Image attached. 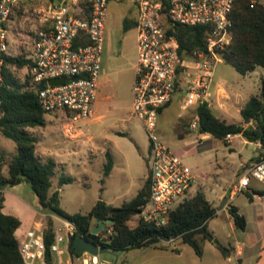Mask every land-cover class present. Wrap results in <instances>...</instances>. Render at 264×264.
Masks as SVG:
<instances>
[{
	"label": "built area",
	"instance_id": "built-area-1",
	"mask_svg": "<svg viewBox=\"0 0 264 264\" xmlns=\"http://www.w3.org/2000/svg\"><path fill=\"white\" fill-rule=\"evenodd\" d=\"M110 1L121 0H89L88 4L81 0H0V88L8 67L6 57L16 56L9 51L6 24L15 12L25 13L30 6L36 27L30 40L23 41L16 51L27 60L23 66L30 81L27 88L38 95L46 113L68 114L70 129L79 120L94 117ZM241 1L251 8L264 4L263 0H136L137 49L130 116L138 118L149 133L150 194L134 216V227L140 222L167 225L172 212L190 197L197 183L184 156L157 134L160 111L180 92L187 96L184 109L209 103L214 66L221 60L217 50L232 41L231 15ZM177 24L209 26L208 52L195 50L190 57L182 56L179 39L172 31ZM58 78L63 82L49 83ZM194 118L190 129L199 130V115L195 113ZM243 137L229 133L225 140L251 143ZM252 144L264 152L263 141ZM240 168L242 174L232 184L231 198L244 190L253 192V180L264 186V159L250 164L241 161ZM47 219L19 239L21 264H110L101 255L72 252L71 243L79 234L74 222L56 215ZM113 232L110 221L96 235L104 242Z\"/></svg>",
	"mask_w": 264,
	"mask_h": 264
},
{
	"label": "rangeland",
	"instance_id": "rangeland-1",
	"mask_svg": "<svg viewBox=\"0 0 264 264\" xmlns=\"http://www.w3.org/2000/svg\"><path fill=\"white\" fill-rule=\"evenodd\" d=\"M28 8L25 13L15 12L6 24L12 55H18L17 48L23 41L30 40V32L36 27ZM128 11L136 14V6L131 0L111 1L108 5L107 40L102 52L101 71H106V87L99 88L94 117L81 119L70 129L72 121L65 114L63 123L68 124L69 132L77 127L82 134L76 139L63 135L62 116L58 114L63 111L47 113L45 126L28 127L30 133L45 146L53 141L60 142L55 147L58 166L52 180L53 187L60 190L63 209L70 213L88 214L99 199L120 206L136 197L148 179L149 133L138 118L130 116L137 30L135 24L128 30L123 27ZM10 71L21 83L29 77L25 67L11 65ZM263 78L262 66L243 75L223 59L218 61L214 66L209 98L213 113L228 123L249 125L244 123L241 109L251 96L261 94ZM186 102V93L180 92L175 96L160 115L157 134L184 156L196 175L197 183L192 187L189 198L201 191L216 207L217 213L208 224L214 239L211 241L197 236L203 249L202 256L182 238H177L151 246L111 250L101 254V258L107 259L110 264H264V231L263 227L257 230L254 217V213L264 215V197L252 203V190H244L234 198L230 197L232 184L238 181L240 161L249 162L262 149L252 142L223 141L190 129V124L195 122L197 106L184 109ZM180 133L184 134L183 138H180ZM104 141L106 150H110L114 158V167L108 175L105 173V154H98L95 158L93 152V146L102 145ZM0 150L10 159L16 153L17 146L12 139L0 134ZM5 171L7 173V167ZM62 176H70L73 180L60 187ZM251 188L263 189L264 186L253 180ZM30 191L36 197L31 188ZM224 197H229V200L224 209H219ZM231 204L238 207L239 212L249 220L246 229L236 227L230 220L228 210ZM51 215L42 212L40 217L45 220ZM134 222L135 218H132L129 226L134 227ZM106 224L109 225L110 221H106ZM248 236L254 238V242L251 240V246L246 242L242 245L244 252L241 261L235 254L230 259L226 258L217 246V242L224 246H235L236 240Z\"/></svg>",
	"mask_w": 264,
	"mask_h": 264
},
{
	"label": "trees",
	"instance_id": "trees-1",
	"mask_svg": "<svg viewBox=\"0 0 264 264\" xmlns=\"http://www.w3.org/2000/svg\"><path fill=\"white\" fill-rule=\"evenodd\" d=\"M89 0H84L88 4ZM233 26L232 41L224 48L218 49L217 54L239 73L246 75L258 66L264 68V4L254 8L241 1L232 12ZM134 24L126 18L124 29L128 30ZM180 42V53L184 57L192 56L195 50L208 52L207 25L177 24L172 30ZM5 80L0 88V134L12 139L17 146L16 153L7 159L0 150V264H21L19 240L16 231L21 225L18 217L3 211L5 202V188L26 182L38 199V208L41 212L64 217L74 222L78 233L87 239L108 246L111 250H129L141 246L155 245L161 241H170L182 238L190 244L199 256L203 249L197 239L213 240V233L208 228L217 209L206 195L199 191L193 197L185 199L171 214L167 225L157 227L151 223L140 222L137 226H129V221L137 215L141 207L147 202L150 194V182L146 180L142 189L132 200L120 206L108 204L99 199L88 214L80 212L70 213L60 205V191L51 192L52 177L55 174L56 163L49 159L42 161L36 154L38 138L31 134L28 127L45 126L46 112L42 109L38 95L29 90V77L24 83L19 82L11 73L10 66L23 67L27 60L20 56H7ZM167 104L161 109L170 106ZM196 113L200 118L199 131L211 134L213 137L225 141L229 133H241L250 142L261 140L264 142V78L260 95H253L241 109L242 123H228L217 117L208 102L199 103ZM184 134L180 133V138ZM264 159V152L251 158L248 164ZM105 173L108 175L114 167V158L110 150H106ZM8 166V174L3 169ZM242 172L239 173V177ZM72 177L62 176L60 187L72 182ZM253 193L264 196L263 189H253ZM252 193V194H253ZM252 198V195H251ZM229 213L238 228H246V218L240 214L238 207L230 205ZM111 221L114 232L106 241L93 234L94 220ZM105 231V229L103 230ZM225 257L232 254L233 248L217 242ZM71 250L74 252L73 242Z\"/></svg>",
	"mask_w": 264,
	"mask_h": 264
},
{
	"label": "crops",
	"instance_id": "crops-1",
	"mask_svg": "<svg viewBox=\"0 0 264 264\" xmlns=\"http://www.w3.org/2000/svg\"><path fill=\"white\" fill-rule=\"evenodd\" d=\"M81 1H84V0H81ZM121 1H123V0H121ZM121 1H117V2H121ZM131 1L136 6V14H133V12L128 11V13L126 14L125 20H126V18H128L130 20H133L134 24H135V17H136V15L138 13V6H137L136 0H131ZM106 30H107V24H106ZM106 40H107V37L105 39V42H106ZM136 49H137V37H136ZM102 63H103V59H102ZM101 75H100V78H102V80L99 78V88H105L106 87V71L102 72ZM247 101H246V103H247ZM58 114H60L62 116V118H60V122L62 124L63 135L64 136L66 135V136H69L71 139H76L77 137H79L82 134V131L79 130L77 127H76L75 130H73V131H76V132H73V131L69 132L68 124H66V122L63 123V121L65 120V113L62 112V113H58ZM28 130H29V128H28ZM210 135L211 134H207V136H210ZM59 143H60L59 141H53L49 145L45 146L38 140L37 145H36V154L38 155V157L41 158L42 161H47L49 159L54 160L55 163H56V168H57L58 161L56 159L57 151H56L55 147L58 146ZM105 146H106L105 141H104V143L102 145L99 144V145L93 146V148H94L93 152H94V157L95 158L98 156V154H105V156H106V147ZM7 159H9V157H7ZM240 163H241V161H240ZM240 163H239V166H240ZM5 167H7V170H8V166L6 165ZM5 167L3 169V172H4L5 175H7L8 171L6 173ZM238 171H239L238 173L242 172L241 168L238 169ZM238 179H239V177H238ZM52 182H53V180H52ZM141 189L142 188H140V190ZM55 190H59V189H57V187H53V185H52L51 192H53ZM251 195H252V198H251ZM262 197H264V196H262L260 194H255V193L250 194V200H251L252 203H254L256 199H260ZM60 205H61V202H60ZM61 207H62V205H61ZM3 211L5 213H7V214L14 215V216H16V217H18L20 219L21 225L16 231V236H17L18 240L19 239H23L25 234L29 230H31L33 227H35L37 224H39V221L43 220L42 217H40L42 212L38 208V199H37V197H34L33 193L30 191L29 185L26 182H23V183L14 185V186H8V187L5 188V202H4ZM228 212H229V210H228ZM242 215H244V214H242ZM230 216H231V214H230ZM254 217H256L255 218V221H256L255 224H256L257 230L258 229L260 230V228L263 227L262 231H264V215L261 214V213H254ZM245 218H246V216H245ZM230 220L232 222H234V219L232 218V216L230 217ZM246 221H247V224H246V227H247L248 223H249V220H247V218H246ZM208 224H209V222H208ZM97 225H98V223L94 220V227L97 226ZM261 239H263V238L261 237ZM251 240H252V242H254V238L251 239L249 236L246 237L245 239L236 240L235 246H231L233 248L232 254L229 257H226V258L230 259L232 257V255L235 254V256H237L238 259L241 261L243 259V257H242L243 254L242 253L244 252V247L242 245L246 242V243L249 244V246H251V243H250ZM254 244L255 243H253V246H254Z\"/></svg>",
	"mask_w": 264,
	"mask_h": 264
},
{
	"label": "water",
	"instance_id": "water-1",
	"mask_svg": "<svg viewBox=\"0 0 264 264\" xmlns=\"http://www.w3.org/2000/svg\"><path fill=\"white\" fill-rule=\"evenodd\" d=\"M62 82H63V78L51 79L49 81L50 84H54V85L60 84ZM228 200H229V197H224L219 209H223L224 205L227 204ZM95 221L98 223V225L93 227L91 232L93 234H98L99 231L102 230V228L106 226V221L99 220V219H95ZM73 248H74V252L78 254L89 252L93 255H101V254H105L111 251V249L108 246L99 244L95 241L87 239L80 234H77L75 236L73 240Z\"/></svg>",
	"mask_w": 264,
	"mask_h": 264
}]
</instances>
